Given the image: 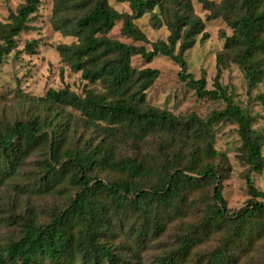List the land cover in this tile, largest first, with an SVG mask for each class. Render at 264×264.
<instances>
[{"label":"trees","instance_id":"trees-1","mask_svg":"<svg viewBox=\"0 0 264 264\" xmlns=\"http://www.w3.org/2000/svg\"><path fill=\"white\" fill-rule=\"evenodd\" d=\"M15 11L0 21V65L16 49V37L40 7L39 0H22ZM129 14H120L107 0H54L55 29L76 39L58 45L61 61L103 91L48 90L36 102L47 105L46 116L0 122V185L27 164L36 152L44 156L38 192L57 193L66 184L75 190L64 208L46 223L27 212L15 222V235L0 243V264H142V253L172 229L174 250L159 264H237L264 236V199L252 176L264 170V131L255 129L256 116L241 105L222 83V73L235 65L264 111V0H196L209 12L207 19H222L231 29L223 51L217 55L212 90L204 78L187 72L184 54L204 31L194 15L191 0H115ZM76 11L74 25L60 17ZM149 16L153 29L166 27L165 41L149 42L135 22ZM126 38L150 45L135 47L108 37L117 22ZM206 36L205 34L202 36ZM38 41L25 51L33 55ZM133 56L146 63L157 56L179 68V81L199 99L220 101L222 110L207 118H177L149 106L145 93L158 71L131 66ZM249 94V92H247ZM79 114L80 126L96 129L102 139L93 145L74 140V126L60 123V110ZM236 126L237 156L247 167L244 176L250 200L230 213L219 184L226 178L227 158L214 148V126ZM162 134L156 153L147 150V138ZM217 160H221L220 163ZM106 174L107 181L100 180ZM217 186L211 190L213 185ZM191 217L193 221H186ZM217 245L193 252L208 240Z\"/></svg>","mask_w":264,"mask_h":264},{"label":"rangeland","instance_id":"rangeland-1","mask_svg":"<svg viewBox=\"0 0 264 264\" xmlns=\"http://www.w3.org/2000/svg\"><path fill=\"white\" fill-rule=\"evenodd\" d=\"M38 12L31 17L28 25L31 27L26 32L16 37V49L8 54L0 65V122H14L32 118H42L48 113V106L40 104L35 99L43 98L46 92L52 90L69 89L78 95H83L84 90H94L97 93L103 91L99 83H89L81 78L80 73H75L67 64L61 61L56 51L58 45H70L76 42L71 36H65L55 29V20L52 15L54 0H39ZM111 8L120 14H129L125 4L115 0H107ZM219 4L221 0H209ZM22 0H0V21H5L9 11L17 10ZM194 15L204 23V31L195 39V44L187 50L184 58L187 64V72L194 79L204 78L206 88L212 90L213 79L217 71V55L223 51L225 39L231 36L232 31L220 18L207 19L209 12L204 10L196 1L191 0ZM79 13L62 15L69 24L74 25ZM149 42L165 41L168 36L166 27L153 29L149 16L144 15L135 22ZM122 22L115 24L108 34L112 40L133 45L143 46L146 51L150 45L132 41L121 34ZM206 35L203 37V35ZM38 41V47L33 55L25 51V45L30 41ZM131 66L135 70L144 68L155 69L158 76L146 93V103L161 111H166L177 118H185L195 115L205 119L214 110H222L224 104L220 101L199 99L193 90L179 81V68L168 58L155 57L146 63L140 56H133ZM222 83L228 91L235 95L243 107H246L252 116H256L255 129L264 131V111L260 102L255 98L257 90H249L246 87L242 74L235 65L222 73ZM249 92V94H247ZM61 118L60 123L68 122L74 126V140L80 144L83 141L96 145L102 135L96 129H87L79 125V114L71 108H64L57 114ZM215 144L218 152H223L227 158V164L222 166L226 171V178L220 181L222 196L226 201L230 213H236L245 207L251 199L246 192L244 179L247 167L237 156L238 137L236 126L231 124L214 126ZM162 134L150 135L147 138V150L154 153L158 145L164 143ZM264 157V146L262 149ZM44 156L39 152L34 153L23 169L10 178H4L0 185V243L10 240L15 235V222L26 216L27 212L33 214L39 223H46L52 214L58 209L64 208L70 196L75 190L72 186H60L57 193L49 194L37 191L34 185L40 177V163ZM218 163L221 160H217ZM110 177L100 175V180L107 181ZM254 186L264 193V170L259 175L252 176ZM216 185H213L211 190ZM264 204V199H255ZM186 221H193L191 217ZM172 229L165 236L145 249L141 255L142 264H159L157 260L166 253L174 250ZM217 245V240L210 239L205 244L197 246L195 252L211 250ZM192 257L190 264H193ZM237 264H264V236L256 242L252 251L241 258Z\"/></svg>","mask_w":264,"mask_h":264}]
</instances>
